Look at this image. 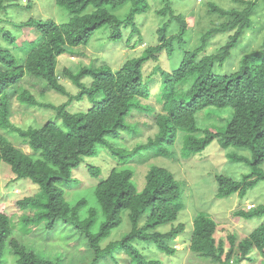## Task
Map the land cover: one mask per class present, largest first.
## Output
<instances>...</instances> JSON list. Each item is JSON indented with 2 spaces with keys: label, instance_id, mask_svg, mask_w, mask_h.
Instances as JSON below:
<instances>
[{
  "label": "trees",
  "instance_id": "16d2710c",
  "mask_svg": "<svg viewBox=\"0 0 264 264\" xmlns=\"http://www.w3.org/2000/svg\"><path fill=\"white\" fill-rule=\"evenodd\" d=\"M53 1L68 12L66 22L41 17L12 20V12L6 14L15 0H0V32L22 54L19 61L0 45V163L10 166L15 179H29L38 187L34 195L16 200L21 231L28 233L37 226L52 230L59 222L70 232L56 238L65 247L49 258V250L14 237L16 223L0 209V264L9 255L13 264H161L148 257L150 246L173 255L172 242L181 236L189 237L188 248L197 258L216 264H256L260 258L259 264H264V222L237 241L233 228L224 230L207 213L198 212L192 224L179 220L182 182L167 168L149 163L140 191L134 183L142 162L137 158L152 152L176 159L177 149L181 159L199 155L202 161L215 149L228 165H249L239 177L216 172L215 195L220 198L234 194L243 198L264 181V32L258 48L245 52L237 63L232 61L233 67L222 68L251 27L257 3L264 0H233L240 5L231 8L208 1L202 18L217 14L226 20L197 31L189 48L185 45L191 32L175 0H160L154 10L160 21L147 29L153 41L144 37L137 19L148 13L154 0ZM119 8H125L122 15L116 13ZM172 27L176 32L170 31ZM125 28L130 30L126 38L133 49L130 56L117 69L107 62L82 64L76 72L65 67L63 74L80 88L69 93L56 70L59 56H78L100 29L103 37L120 42ZM23 29L32 38L18 45ZM221 32H227L226 38L212 44ZM176 49L182 50L181 60L167 70L164 61ZM147 62L153 65L149 72ZM25 77H34L68 100L59 105L42 102L22 84ZM85 77L88 85L82 81ZM155 79L161 110L150 101ZM85 96L90 102L85 110L67 109L72 100ZM13 99L56 114L43 124L24 126L14 118ZM127 137L138 139L130 147L121 140ZM77 168L95 181L81 188L74 175ZM125 212L129 230L116 239L109 237ZM230 215L234 220L261 217L264 202L234 209ZM65 250H70L68 257Z\"/></svg>",
  "mask_w": 264,
  "mask_h": 264
},
{
  "label": "rangeland",
  "instance_id": "374dc122",
  "mask_svg": "<svg viewBox=\"0 0 264 264\" xmlns=\"http://www.w3.org/2000/svg\"><path fill=\"white\" fill-rule=\"evenodd\" d=\"M151 1V0H150ZM153 1V0H152ZM160 0H154L155 5L148 11L147 14L139 16L137 21L141 26V31L146 39H151L150 31L159 23V19L156 17L154 10L158 7ZM204 1L202 4L196 3L194 0H175L176 7L183 11L184 19L187 24V29L191 32L187 39V48L194 45L197 40V31L205 30L209 24H218L221 21L226 20L225 16H219L217 14L212 15L208 18H202L205 16V3L208 1H214L224 8L237 7L240 5L235 3L233 0H197ZM27 4L31 7L28 8ZM264 4L262 1L257 3L256 8L252 13V23L251 27L246 29L242 34L237 46L232 50L229 58L223 64V69H228L234 65L230 64L232 61L234 63L238 62V58L247 52L254 50L260 46V41L262 34L264 32ZM12 7L8 8L6 16L11 14L14 16L12 20L20 21L26 20L29 17H41L43 19H53L57 23L66 22L68 20V12L63 8L54 4L53 0H28L27 3H23L21 0H15ZM125 8H119L116 13L122 15ZM9 28L13 27L8 24ZM102 29L98 30L93 37L90 39L88 45L82 48L81 54L78 56L74 55L72 57L68 53L62 54L58 58L57 73H59V80L63 83L65 89L72 94H76L80 91V88L72 84L71 80L63 74V69L65 67L69 68L73 72H76L80 66L94 62V64H100L107 62L115 69L119 68L124 60L130 56L133 49H130L127 45L126 38L130 32L129 28L123 29V38L120 42H113L108 38L103 37ZM170 31L176 32V28L172 27ZM227 32H221L216 35L212 44L222 43L226 38ZM4 33L0 32V45L4 49H10L18 57L19 61L22 60V54L16 48V45L10 44L4 38ZM138 35L135 34L131 38V43L137 39ZM31 39L32 35L28 34L26 29H23L17 36V43H21L23 39ZM153 38V37H152ZM153 41V40H152ZM130 43V44H131ZM143 46V45H142ZM213 47V45H211ZM88 51L90 53L88 54ZM182 50L176 49L169 60H165V65L167 70H171L173 67L179 64L182 57ZM71 56V57H70ZM80 56V57H79ZM172 66V67H171ZM147 72H149L153 65L149 62L146 63ZM222 69V71H223ZM146 72V74H147ZM85 85H88L90 79L85 77L82 79ZM22 84L30 86L31 90L34 92L35 96L39 98L42 102L51 103L54 105H59L66 102L69 96L61 94L57 91L52 90L45 83L36 81L33 77H25ZM159 85L158 79L153 80L152 94L150 101L161 110L162 103L158 100L157 87ZM39 93H44L42 96ZM90 105L89 100L86 98L82 100L74 99L72 100L67 109L71 112H78L85 110ZM13 108L16 111L14 118L22 123L24 126L30 124L40 125L45 123L47 120L52 119L56 111L52 109H42L39 107H27L26 105L18 104V101L13 99ZM147 134V133H145ZM138 138H124L121 139L123 143L132 147ZM143 140H146V136H143ZM17 147H22L23 144L12 141ZM178 145V144H177ZM176 145V149L178 146ZM28 151V148H25ZM227 152V151H226ZM179 151L176 150V156L168 159L165 156H155L152 152H149L143 156H140L138 161L142 160L141 163L137 164L138 175L134 179L135 187L137 191H140L145 182V172L147 165H157L167 168L173 172L176 177L181 180L182 186L180 187L182 191V203L183 208L181 209V214L179 220L181 222H193L194 217L198 212H204L210 215L219 227H225L224 230L228 231V226L233 228L236 232L237 241L243 238L249 231L253 230L258 224L264 222V215L261 217H254L250 220L245 218H240L234 220L231 218V211L234 209L242 208L244 210L249 207H253V204H259L264 202V181L259 182L254 188L249 190L243 198H240L237 194L220 198L215 195L216 189V172H221L224 175H231L233 177H239L241 170L247 169L249 165L244 163L243 165L235 163V165H228L227 158L223 157L222 153L217 150H211L205 153L204 160H199L196 156L191 157V159H181L178 158ZM246 154L248 152L246 151ZM86 166V164H84ZM227 167V169H226ZM246 167V169L244 168ZM235 169V170H234ZM244 171V172H245ZM243 172V173H244ZM74 175L80 179V186L85 187L86 185L93 183L95 180L90 178L87 171L81 168L74 170ZM38 190L36 184L32 183L29 179H15L13 172L8 164L0 163V209L7 211L13 222L16 223L13 229L14 237L18 238L21 242H33L34 247L44 248L49 250L48 254L51 256H57L61 254V250L65 247L59 244L56 238H63L62 234L69 233L70 227L68 225L57 223L52 230L46 229L44 226H37L31 229L28 233L21 231L18 227L20 226L21 212L16 207V200H20L24 197L34 195ZM13 225V224H12ZM217 229H220V228ZM45 228V229H44ZM130 228V221L127 213L122 214L121 224L113 229L109 237L116 239L118 236L124 235ZM216 236H219V232H216ZM108 237V238H109ZM107 238V239H108ZM106 239V240H107ZM34 240V241H33ZM54 244V248L48 247L50 244ZM176 252L173 255L166 254L160 250H157L154 245H151L148 251V257L155 258L160 261L161 264H216L209 259H203L202 257L197 258L194 253L189 250V237L181 236L176 238L172 245ZM70 254V250L63 251ZM260 263V258L256 264ZM5 264H13L12 257L7 258ZM107 264H112L108 262Z\"/></svg>",
  "mask_w": 264,
  "mask_h": 264
},
{
  "label": "clouds",
  "instance_id": "9594fccd",
  "mask_svg": "<svg viewBox=\"0 0 264 264\" xmlns=\"http://www.w3.org/2000/svg\"><path fill=\"white\" fill-rule=\"evenodd\" d=\"M23 3H27L28 0H21ZM14 174V173H13ZM15 176V174H14ZM17 180V179H16Z\"/></svg>",
  "mask_w": 264,
  "mask_h": 264
}]
</instances>
